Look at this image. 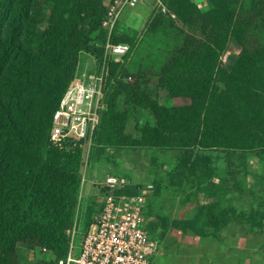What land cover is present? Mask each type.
<instances>
[{
    "label": "trees",
    "instance_id": "1",
    "mask_svg": "<svg viewBox=\"0 0 264 264\" xmlns=\"http://www.w3.org/2000/svg\"><path fill=\"white\" fill-rule=\"evenodd\" d=\"M161 1L177 19L153 9L132 46L113 33L112 42L131 52L108 62L90 159L110 147L179 150V174L201 184L212 176L211 158L195 150L256 152L264 160V0H207L206 11L200 0ZM108 7L104 0H0V264H58L68 254L84 148L51 140L53 115L82 55L103 62ZM233 40L240 52L229 69L223 56ZM136 110L153 121L138 140L127 134ZM261 211L245 217L256 223ZM207 215L219 232V218ZM160 220L148 224L151 235ZM41 249L54 258L29 256Z\"/></svg>",
    "mask_w": 264,
    "mask_h": 264
},
{
    "label": "rangeland",
    "instance_id": "2",
    "mask_svg": "<svg viewBox=\"0 0 264 264\" xmlns=\"http://www.w3.org/2000/svg\"><path fill=\"white\" fill-rule=\"evenodd\" d=\"M104 1L109 5L112 0ZM148 3L151 5L150 1ZM197 4L203 11L209 8L207 0ZM163 6L173 12L161 0H153L152 12L153 9L162 11ZM138 9V6L126 8L119 20L127 19L120 22L117 32L130 39L127 41L130 46L129 41H138L136 34H141L150 19L135 21L133 15ZM45 27L46 24L42 26ZM239 52V45L231 41L223 56L229 69ZM80 64L79 76L95 70L90 55L83 54ZM148 122L153 121L147 111L131 112L127 134L138 140L141 128ZM88 147H84L82 176L85 182L82 181L79 196L77 244L89 230V218L95 223L101 211L100 182L108 174H119L139 186L152 184L155 187L144 204L151 220L162 219L153 235L160 244L153 264H264V214L258 215L256 223L245 217L256 209L264 213V160L256 152L195 150V154L211 158L212 176H206L201 184V179L197 180L194 175L179 174V150L110 147L104 155L90 159L91 146L89 151ZM90 176L94 178L89 183L94 190L87 192L86 181ZM208 213L219 218V232L209 223ZM29 256L35 260L54 258L42 251Z\"/></svg>",
    "mask_w": 264,
    "mask_h": 264
},
{
    "label": "built area",
    "instance_id": "3",
    "mask_svg": "<svg viewBox=\"0 0 264 264\" xmlns=\"http://www.w3.org/2000/svg\"><path fill=\"white\" fill-rule=\"evenodd\" d=\"M143 0H112L102 22L107 32L103 62L92 58L95 70L77 76L65 91L53 115L51 140L60 149L70 150L78 145L88 151L104 109V86L108 62H123L131 52L128 44H115L112 36L126 8H136ZM162 12L173 19L175 13L165 6ZM127 81L132 82L130 76ZM89 153V152H88ZM85 182V177L82 179ZM101 211L79 244L74 228L68 254L58 264H153L159 250V239L147 229L151 221L144 213L146 197L154 192V185L139 186L119 174H109L101 182ZM137 188L129 195L126 189ZM48 253L46 249H41ZM49 254V253H48Z\"/></svg>",
    "mask_w": 264,
    "mask_h": 264
},
{
    "label": "crops",
    "instance_id": "4",
    "mask_svg": "<svg viewBox=\"0 0 264 264\" xmlns=\"http://www.w3.org/2000/svg\"><path fill=\"white\" fill-rule=\"evenodd\" d=\"M151 2V5L148 3V2ZM139 9L137 10V12L133 15V17H135V21H139V20H148L150 17H151V14H152V7H153V0H143V2L141 4L138 5ZM133 19V18H132ZM127 19H125L124 21H120V22H126ZM118 23L117 25V30L119 29V26L121 25V23ZM109 175V174H108ZM107 176V175H106ZM105 176V177H106ZM104 177V178H105ZM103 178V179H104ZM102 179V180H103ZM94 181V178H92V176H90V179H87V183L86 184V190L87 192H90L92 189L94 190V188H92V186H90V182ZM135 183V182H134ZM98 194H99V190H98ZM146 211V210H145ZM154 260V259H153Z\"/></svg>",
    "mask_w": 264,
    "mask_h": 264
}]
</instances>
